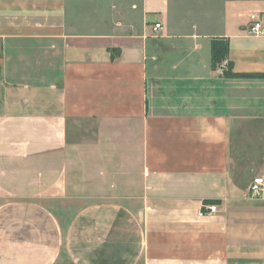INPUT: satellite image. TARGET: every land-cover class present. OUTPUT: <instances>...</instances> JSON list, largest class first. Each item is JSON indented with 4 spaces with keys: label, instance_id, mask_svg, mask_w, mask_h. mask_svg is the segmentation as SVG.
Masks as SVG:
<instances>
[{
    "label": "crops",
    "instance_id": "1",
    "mask_svg": "<svg viewBox=\"0 0 264 264\" xmlns=\"http://www.w3.org/2000/svg\"><path fill=\"white\" fill-rule=\"evenodd\" d=\"M214 38L264 74V0H0V264H264V78Z\"/></svg>",
    "mask_w": 264,
    "mask_h": 264
},
{
    "label": "trees",
    "instance_id": "2",
    "mask_svg": "<svg viewBox=\"0 0 264 264\" xmlns=\"http://www.w3.org/2000/svg\"><path fill=\"white\" fill-rule=\"evenodd\" d=\"M228 41L224 38H214L211 40L210 45V65L213 70L219 68V66L226 62L227 68L223 71V75L226 78H238V77H247V78H264V74L256 73H243L236 74L232 71V64L227 61L228 56Z\"/></svg>",
    "mask_w": 264,
    "mask_h": 264
},
{
    "label": "built area",
    "instance_id": "3",
    "mask_svg": "<svg viewBox=\"0 0 264 264\" xmlns=\"http://www.w3.org/2000/svg\"><path fill=\"white\" fill-rule=\"evenodd\" d=\"M163 30L162 25L155 24L152 27V31L155 35H157L160 31ZM249 33L254 36H259L263 33V27L261 19L258 17H251V22L249 25ZM264 187V181L260 177H256L252 180L250 191L253 197H258L261 195ZM209 213L216 212V206H209L208 208ZM204 216V213L200 212L199 217Z\"/></svg>",
    "mask_w": 264,
    "mask_h": 264
},
{
    "label": "rangeland",
    "instance_id": "4",
    "mask_svg": "<svg viewBox=\"0 0 264 264\" xmlns=\"http://www.w3.org/2000/svg\"><path fill=\"white\" fill-rule=\"evenodd\" d=\"M223 64V63H222ZM227 67V64L224 62V68H226Z\"/></svg>",
    "mask_w": 264,
    "mask_h": 264
}]
</instances>
